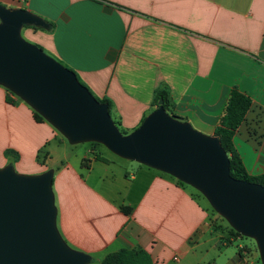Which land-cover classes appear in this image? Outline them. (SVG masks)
I'll return each instance as SVG.
<instances>
[{
    "label": "crops",
    "instance_id": "0c3cea01",
    "mask_svg": "<svg viewBox=\"0 0 264 264\" xmlns=\"http://www.w3.org/2000/svg\"><path fill=\"white\" fill-rule=\"evenodd\" d=\"M0 4L27 9L48 23L47 28L25 25L21 31L73 70L95 97L108 99L111 118L126 133L155 109L153 98L164 88L170 97L167 112L213 135L236 86L251 104L232 142L249 175L264 173V0ZM7 94L0 84L7 145L19 150L13 168L21 174L52 171L56 227L69 247L91 256L89 262L100 264L108 252L140 246L153 264H186L187 258H194L187 264H252L238 250L227 252L232 237L209 246L205 253L214 254L211 260L197 258V250L215 235L209 234L207 206L178 178L140 162L131 165L127 161L134 160L113 158L89 144L75 158L56 160L55 142L64 143L61 132L43 116L37 121L34 109L15 94V103H8ZM39 150L46 153L43 163L37 160ZM7 164L0 156V168ZM123 206L130 212L124 213Z\"/></svg>",
    "mask_w": 264,
    "mask_h": 264
},
{
    "label": "water",
    "instance_id": "95a60500",
    "mask_svg": "<svg viewBox=\"0 0 264 264\" xmlns=\"http://www.w3.org/2000/svg\"><path fill=\"white\" fill-rule=\"evenodd\" d=\"M48 23L0 4V84L16 93L71 143L95 141L112 153L167 172L199 189L241 235L256 239L264 264V187L230 174L215 135L170 114L160 98L142 122L122 133L106 102L76 73L21 36ZM52 171L21 174L0 168V264H86L91 256L67 245L56 227Z\"/></svg>",
    "mask_w": 264,
    "mask_h": 264
},
{
    "label": "trees",
    "instance_id": "16d2710c",
    "mask_svg": "<svg viewBox=\"0 0 264 264\" xmlns=\"http://www.w3.org/2000/svg\"><path fill=\"white\" fill-rule=\"evenodd\" d=\"M30 26L33 28H39L38 26H34V25H30ZM80 82L84 84L82 81ZM6 90L7 92H9L7 88ZM96 98L99 101L106 102L108 104V110L110 113V101L106 98H98V97ZM160 98H162L163 100L164 108L168 109V107L170 106V97L166 89L159 88L157 90L153 98L152 105L156 106ZM5 99L9 103H15V99L12 98L9 94L6 95ZM250 104H251L250 98L241 91H239L236 86H233L225 102L222 114L219 118L218 124L214 129L213 135H215L218 138L221 146L224 148V150L228 155L230 174L235 178L257 182L264 187V173L258 175H249L246 172L232 142L234 131L239 126ZM33 115L37 121L43 120V117L35 110L33 111ZM114 121L119 126L118 121L116 120ZM121 131L124 134L126 133L123 130ZM92 143H96V142H92ZM40 151L42 150L38 151L37 160ZM6 152H8V150H6L5 153ZM45 157H46V153H44L43 158L40 159V161L39 160L38 161L43 163ZM95 158L103 160V158H101L98 153L95 154ZM180 183L185 184L182 181H180ZM122 210L124 213H129L130 207L123 206ZM231 234L233 235V237L241 236V234L236 230H234L233 228H231ZM238 253H240L239 250ZM100 264H153V261L150 254L145 249H143L140 246H135V247H122L118 250L108 252L101 259Z\"/></svg>",
    "mask_w": 264,
    "mask_h": 264
},
{
    "label": "rangeland",
    "instance_id": "374dc122",
    "mask_svg": "<svg viewBox=\"0 0 264 264\" xmlns=\"http://www.w3.org/2000/svg\"><path fill=\"white\" fill-rule=\"evenodd\" d=\"M21 36L25 40H27L24 37L22 31H21ZM27 41H29V40H27ZM45 52L48 53L47 51H45ZM13 94H15V96H17L18 99L19 98L22 99L16 93H13ZM3 110H4V108L0 107V156H3L4 158H6L7 163H8L7 165H11L13 168L14 167L13 166L14 161L19 159V150L17 148L9 147L7 145L10 134H9V131L7 128L6 119L4 117ZM59 134H60V137L63 139L64 143L61 144L57 141L55 142L56 147H55V152H53V157H55L56 160L62 159L63 157H67L69 159L75 158V155L81 154L83 151H85L87 149V147L89 145L91 147H93L94 149H99V151L107 154L108 156H111L113 158H118L117 155H115L110 150H108L100 142L92 143L95 141H88L89 143H87V141H83V142L72 144L68 140V138L65 137V135H62L61 133H59ZM12 137L16 141V137L14 136V134H12ZM6 150H8V152L5 153ZM43 155H44V151L42 150V151H40V153L38 155L39 161H40V159L43 158ZM121 160H123V159H121ZM64 161L65 160H63V162ZM124 162H126V161H124ZM127 162H130L129 164L134 165V166L139 164L136 161H127ZM54 164L52 165V168L56 169L58 165H54ZM13 169L15 172L19 173L17 170H15V168H13ZM130 169H131V167H129V170ZM185 185L187 186V188L191 189L195 193V195L198 197L199 201L202 204H205L207 206V209L209 211V225H210L209 234L215 235L213 238L214 240L206 243L204 246L200 247L199 250H197V253H196L197 258L203 257L205 260H211L214 254L213 253H208V254L205 253L207 250L208 251L211 250L209 246L212 243L218 241V239H220L221 241H225L226 238L232 237L233 240L231 241V244L228 247H226L227 252L234 254V253H236V250L240 249V246H243V248H245V250H246L245 255H247L248 261L252 262V264H262V261L260 259V253H259L258 245L256 243V239L254 237L246 236V235H241L240 237H236V236L233 237V235L231 234V228H233V227L229 224L228 220L225 217H223L221 214H219L210 205L207 197L204 196V194L199 189H197L196 187H194L190 184H187V183H185ZM218 235H221L220 238H218ZM192 260H194V258H187V260H185L186 264L191 262ZM87 264H94V263H92V261H91ZM171 264H174V263H171Z\"/></svg>",
    "mask_w": 264,
    "mask_h": 264
},
{
    "label": "built area",
    "instance_id": "2783aa9c",
    "mask_svg": "<svg viewBox=\"0 0 264 264\" xmlns=\"http://www.w3.org/2000/svg\"><path fill=\"white\" fill-rule=\"evenodd\" d=\"M19 1V0H18ZM21 1H25V0H21ZM8 94L13 98V93L11 92V91H9L8 92ZM239 251H240V255H245L246 254V250H245V248H243V246H240V249H239ZM172 259L173 260H178L179 258H178V256L177 255H174L173 257H172Z\"/></svg>",
    "mask_w": 264,
    "mask_h": 264
}]
</instances>
